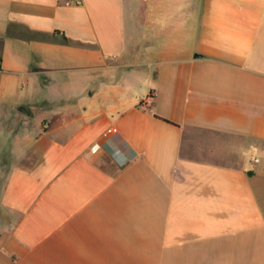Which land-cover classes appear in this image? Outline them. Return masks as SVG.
I'll use <instances>...</instances> for the list:
<instances>
[{
    "label": "crops",
    "instance_id": "obj_1",
    "mask_svg": "<svg viewBox=\"0 0 264 264\" xmlns=\"http://www.w3.org/2000/svg\"><path fill=\"white\" fill-rule=\"evenodd\" d=\"M0 264H264V0H0Z\"/></svg>",
    "mask_w": 264,
    "mask_h": 264
},
{
    "label": "built area",
    "instance_id": "obj_2",
    "mask_svg": "<svg viewBox=\"0 0 264 264\" xmlns=\"http://www.w3.org/2000/svg\"><path fill=\"white\" fill-rule=\"evenodd\" d=\"M251 152H252V160L254 163H258L260 161L259 157H258V153H259V150L256 146H253L251 148Z\"/></svg>",
    "mask_w": 264,
    "mask_h": 264
}]
</instances>
